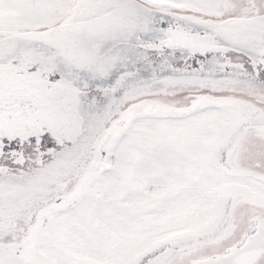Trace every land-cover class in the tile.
I'll return each mask as SVG.
<instances>
[{
    "label": "snow or ice",
    "instance_id": "1",
    "mask_svg": "<svg viewBox=\"0 0 264 264\" xmlns=\"http://www.w3.org/2000/svg\"><path fill=\"white\" fill-rule=\"evenodd\" d=\"M0 264H264V0H0Z\"/></svg>",
    "mask_w": 264,
    "mask_h": 264
}]
</instances>
